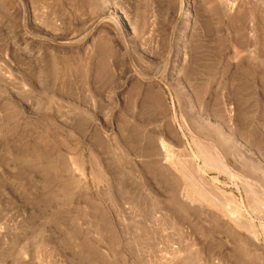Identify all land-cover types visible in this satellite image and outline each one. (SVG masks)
<instances>
[{
    "label": "rangeland",
    "instance_id": "374dc122",
    "mask_svg": "<svg viewBox=\"0 0 264 264\" xmlns=\"http://www.w3.org/2000/svg\"><path fill=\"white\" fill-rule=\"evenodd\" d=\"M0 264H264V0H0Z\"/></svg>",
    "mask_w": 264,
    "mask_h": 264
},
{
    "label": "bare ground",
    "instance_id": "6f19581e",
    "mask_svg": "<svg viewBox=\"0 0 264 264\" xmlns=\"http://www.w3.org/2000/svg\"><path fill=\"white\" fill-rule=\"evenodd\" d=\"M161 145H163V144H161ZM164 147H166L165 145H164ZM206 147V146H205ZM162 149H163V147H161ZM165 150H166V148H164ZM163 149V150H164ZM170 150V149H169ZM205 151V150H204ZM203 150H202V152L203 153H205V158H207V161L206 160H204L205 161V168H206V170L208 171V170H214V169H216L217 171H219V172H225V173H227L228 172V169H227V167L223 164V162H221V160L217 157V155L214 153V152H211V150H210V152H208L207 153V151L206 152H204ZM167 152H169V151H166L165 153H167ZM202 152H200V153H202ZM202 153V154H203ZM203 157H204V155H203ZM182 167V166H181ZM198 167V166H197ZM186 167H184V169H185ZM188 168V167H187ZM198 169V172H202V173H204L203 172V170L201 169V167H198L197 168ZM216 171V172H217ZM203 178V177H202Z\"/></svg>",
    "mask_w": 264,
    "mask_h": 264
}]
</instances>
